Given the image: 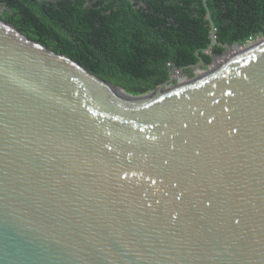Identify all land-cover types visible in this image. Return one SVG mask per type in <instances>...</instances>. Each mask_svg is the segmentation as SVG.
I'll return each instance as SVG.
<instances>
[{
    "label": "water",
    "instance_id": "obj_1",
    "mask_svg": "<svg viewBox=\"0 0 264 264\" xmlns=\"http://www.w3.org/2000/svg\"><path fill=\"white\" fill-rule=\"evenodd\" d=\"M262 38L120 94L0 19V264H264Z\"/></svg>",
    "mask_w": 264,
    "mask_h": 264
},
{
    "label": "trees",
    "instance_id": "obj_2",
    "mask_svg": "<svg viewBox=\"0 0 264 264\" xmlns=\"http://www.w3.org/2000/svg\"><path fill=\"white\" fill-rule=\"evenodd\" d=\"M0 5L5 7L0 19L134 95L171 84L172 70L191 74L195 65L210 66L208 48L214 56L227 51L220 56L226 59L231 45L264 37V0H0Z\"/></svg>",
    "mask_w": 264,
    "mask_h": 264
},
{
    "label": "rangeland",
    "instance_id": "obj_3",
    "mask_svg": "<svg viewBox=\"0 0 264 264\" xmlns=\"http://www.w3.org/2000/svg\"><path fill=\"white\" fill-rule=\"evenodd\" d=\"M4 10H5V7L0 5V13H2ZM261 38L262 37H257L258 40H261ZM258 40L250 41V42L247 41L244 44H241V45L238 44V45L232 47L230 49V53L228 54L226 59H221L223 54L220 55L221 57L215 56V59H213L210 66L206 67V66H202L201 64H198V65L192 67L191 74L183 72L182 70H172V72H171L172 83L170 82L171 84L164 85L163 90L167 89V88H171V87L176 86V85L185 84L186 82L193 81L194 79H196L198 77H202L204 75L202 73L208 72L210 70H215L220 64H222L225 61H228L231 56L233 57V56L237 55L238 53L243 51L247 46H249L250 44H254V42H256ZM226 52H225V54H226Z\"/></svg>",
    "mask_w": 264,
    "mask_h": 264
},
{
    "label": "bare ground",
    "instance_id": "obj_4",
    "mask_svg": "<svg viewBox=\"0 0 264 264\" xmlns=\"http://www.w3.org/2000/svg\"><path fill=\"white\" fill-rule=\"evenodd\" d=\"M238 45V44H237ZM234 46H236V45H233V46H230V49L232 48V47H234ZM227 58V57H226ZM206 73V72H205ZM205 73H202V74H205ZM187 83V82H186ZM185 83V84H186ZM181 85H183V84H181ZM111 87H113V86H111ZM113 88H115V87H113ZM116 89V91H118V93H120V94H126V92L124 91V90H122V89H118V88H115Z\"/></svg>",
    "mask_w": 264,
    "mask_h": 264
},
{
    "label": "built area",
    "instance_id": "obj_5",
    "mask_svg": "<svg viewBox=\"0 0 264 264\" xmlns=\"http://www.w3.org/2000/svg\"><path fill=\"white\" fill-rule=\"evenodd\" d=\"M255 40H258L257 37L254 38V39H250L249 42H250V41H255ZM252 43H253V42H252Z\"/></svg>",
    "mask_w": 264,
    "mask_h": 264
}]
</instances>
